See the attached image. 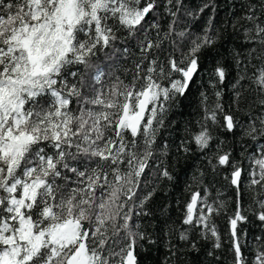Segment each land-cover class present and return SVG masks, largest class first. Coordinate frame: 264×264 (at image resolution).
<instances>
[{
  "label": "snow or ice",
  "instance_id": "obj_1",
  "mask_svg": "<svg viewBox=\"0 0 264 264\" xmlns=\"http://www.w3.org/2000/svg\"><path fill=\"white\" fill-rule=\"evenodd\" d=\"M155 8V0H0V264H138L137 241L145 235L134 216L148 214L154 190L144 192L141 180L148 179L157 130L197 75L200 53L216 41L207 30H176L175 19L161 33L149 15ZM260 8L264 14V0ZM245 19L253 25L246 30L250 54L255 46L264 51L255 6ZM181 45L187 51L177 56ZM215 75L223 82L224 68ZM251 81L264 107V68ZM204 119L227 132L238 127L219 103L205 106ZM239 127L253 139L264 136V115ZM211 140L203 124L191 143L203 151ZM216 162L231 168L239 195L242 170L229 153ZM253 163L249 187L264 189V154ZM160 174L172 179L167 169ZM257 203L264 209V199ZM221 206L194 192L182 221L214 249L221 242L212 218ZM246 219L238 205L230 218L232 264H264V243L251 259L242 251L237 227ZM188 231L181 241H189ZM190 248L197 250L194 241Z\"/></svg>",
  "mask_w": 264,
  "mask_h": 264
},
{
  "label": "trees",
  "instance_id": "obj_2",
  "mask_svg": "<svg viewBox=\"0 0 264 264\" xmlns=\"http://www.w3.org/2000/svg\"><path fill=\"white\" fill-rule=\"evenodd\" d=\"M155 3L156 8L149 15L159 23L161 33L175 19L176 30H183L190 36L204 35L207 30L216 41L200 53L197 75L185 95L178 96L167 108L163 126L157 130L153 156L146 169L148 179L141 180L144 192L154 190L144 206L148 214L134 216L138 230L145 235L143 240L137 241L138 264H232L230 218L238 205L247 219L238 223L237 232L242 251L251 259L253 249L264 243V221L258 219V213L264 209L257 203L264 199V189L259 185L249 187V171L256 168L253 160L264 154V136L254 134L256 138L253 139L239 125L246 127L250 117L264 115V107L251 81L253 74L264 68V51L255 46L256 51L250 54L254 45L246 40V30L253 25L245 19L250 5L255 6L256 15L264 19L260 0H180L179 4L177 0L171 3L155 0ZM170 9L177 12L175 17ZM167 43L165 41V45ZM117 46H121L119 40ZM186 51L187 47L181 45L176 55ZM127 59L131 67L133 57L130 55ZM217 67L225 70L223 82L215 75ZM242 75L244 79H240ZM237 91L241 92L238 104L233 102ZM202 94L207 98L203 103ZM73 102L75 104V98ZM217 103L238 122L232 132L225 131L220 123L205 121V106L211 109ZM221 116L217 110L218 121ZM203 124L207 125L212 140L209 148L201 151L191 143V138ZM256 127H260L259 120H256ZM185 147L190 150L185 152ZM224 153H229L230 163L242 170L239 195L230 183L231 168L213 167L217 155ZM164 169L172 176L171 180L160 174ZM194 192L202 196L207 194L210 202L222 205L219 214L212 218L220 235L219 249L212 247V240L202 239L198 229L182 223L186 205ZM137 195L141 193L138 191ZM185 229L189 230L187 242L179 239ZM258 237L262 239L258 241ZM193 241L197 250L190 248Z\"/></svg>",
  "mask_w": 264,
  "mask_h": 264
}]
</instances>
